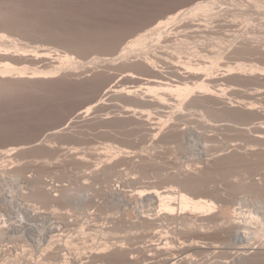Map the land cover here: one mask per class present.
I'll return each mask as SVG.
<instances>
[{
    "label": "rangeland",
    "instance_id": "374dc122",
    "mask_svg": "<svg viewBox=\"0 0 264 264\" xmlns=\"http://www.w3.org/2000/svg\"><path fill=\"white\" fill-rule=\"evenodd\" d=\"M263 112L264 0H0V264H264Z\"/></svg>",
    "mask_w": 264,
    "mask_h": 264
},
{
    "label": "bare ground",
    "instance_id": "6f19581e",
    "mask_svg": "<svg viewBox=\"0 0 264 264\" xmlns=\"http://www.w3.org/2000/svg\"><path fill=\"white\" fill-rule=\"evenodd\" d=\"M261 113V112H260ZM264 113V112H263ZM257 114V113H256ZM262 115V114H261ZM252 122V121H251ZM261 124V123H260ZM252 126V125H251ZM262 127H264L263 125H262ZM244 142V141H243ZM238 143H240V142H238ZM146 214V213H145ZM142 224V223H141ZM151 226V225H150ZM143 227V226H142ZM152 227V226H151ZM155 227V226H154ZM159 228V227H158ZM161 230V229H160ZM163 230H165V229H163ZM132 231V230H131ZM162 231V230H161ZM166 231V230H165ZM150 233V232H149ZM160 234V233H159ZM134 235V234H133ZM138 235V234H137ZM167 235H169V234H167ZM238 236V235H237ZM128 237V236H127ZM137 237V236H136ZM162 237V236H161ZM138 240V239H137ZM145 243V242H144ZM143 244V243H142ZM116 245V244H115ZM124 246V245H123ZM115 248V247H114ZM142 248V247H141ZM145 249V248H144ZM120 250V249H119ZM127 250V249H126ZM126 250H124V251H126ZM115 251V250H114ZM128 253V252H127ZM133 253V252H132ZM131 254V253H130ZM137 254V253H136ZM124 255V254H123ZM104 256V255H103ZM123 257V256H122ZM135 258V257H134Z\"/></svg>",
    "mask_w": 264,
    "mask_h": 264
}]
</instances>
